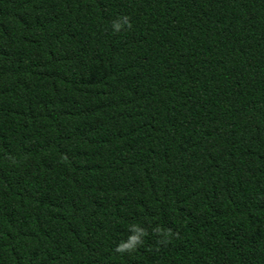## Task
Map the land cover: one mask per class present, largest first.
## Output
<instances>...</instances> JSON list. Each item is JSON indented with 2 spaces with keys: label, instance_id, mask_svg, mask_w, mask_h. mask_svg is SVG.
<instances>
[{
  "label": "trees",
  "instance_id": "trees-1",
  "mask_svg": "<svg viewBox=\"0 0 264 264\" xmlns=\"http://www.w3.org/2000/svg\"><path fill=\"white\" fill-rule=\"evenodd\" d=\"M0 264H264V0H0Z\"/></svg>",
  "mask_w": 264,
  "mask_h": 264
}]
</instances>
